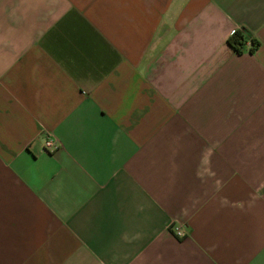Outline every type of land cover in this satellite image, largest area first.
I'll return each instance as SVG.
<instances>
[{"label": "crops", "instance_id": "1", "mask_svg": "<svg viewBox=\"0 0 264 264\" xmlns=\"http://www.w3.org/2000/svg\"><path fill=\"white\" fill-rule=\"evenodd\" d=\"M0 264H264V0H0Z\"/></svg>", "mask_w": 264, "mask_h": 264}, {"label": "trees", "instance_id": "2", "mask_svg": "<svg viewBox=\"0 0 264 264\" xmlns=\"http://www.w3.org/2000/svg\"><path fill=\"white\" fill-rule=\"evenodd\" d=\"M248 35L244 30H236L229 38L227 42L238 53H243L246 47ZM260 42L257 38L251 39V52H255L259 47Z\"/></svg>", "mask_w": 264, "mask_h": 264}, {"label": "built area", "instance_id": "3", "mask_svg": "<svg viewBox=\"0 0 264 264\" xmlns=\"http://www.w3.org/2000/svg\"><path fill=\"white\" fill-rule=\"evenodd\" d=\"M44 146L48 151H53L58 148V144H56V142L53 141V139L49 137L44 141ZM175 231L177 235L180 237L184 235V232L180 226H176Z\"/></svg>", "mask_w": 264, "mask_h": 264}]
</instances>
